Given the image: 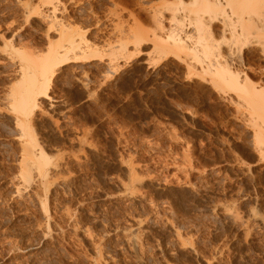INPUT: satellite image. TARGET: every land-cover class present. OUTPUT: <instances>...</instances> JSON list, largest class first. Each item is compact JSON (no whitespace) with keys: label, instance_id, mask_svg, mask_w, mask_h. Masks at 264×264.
<instances>
[{"label":"rangeland","instance_id":"rangeland-1","mask_svg":"<svg viewBox=\"0 0 264 264\" xmlns=\"http://www.w3.org/2000/svg\"><path fill=\"white\" fill-rule=\"evenodd\" d=\"M22 1L0 0V264H264V155L254 147V111L189 75L173 56L147 60L152 42L141 53L131 49L119 66L93 58L55 75L56 107L42 106L34 130L46 149L70 154L61 171L71 185L64 195L47 194L46 220L35 199L38 182L25 197L17 194L20 145L1 100L17 85L10 71L21 58L3 38L19 31L46 43L37 19L24 17ZM62 2L64 15L86 12L77 25L89 20V38L99 44L136 26L133 4ZM11 19L19 29L3 36ZM132 176L140 180L133 200L125 191ZM132 214L143 220L140 231ZM39 224L49 227L46 239ZM131 225V241L121 243ZM26 244L36 248L22 251Z\"/></svg>","mask_w":264,"mask_h":264},{"label":"bare ground","instance_id":"bare-ground-1","mask_svg":"<svg viewBox=\"0 0 264 264\" xmlns=\"http://www.w3.org/2000/svg\"><path fill=\"white\" fill-rule=\"evenodd\" d=\"M31 1H22V13L27 19H37L39 31L46 39L45 47L39 46L31 33L27 35L13 31L11 36L3 38L4 45L10 46L21 60L10 71L17 85L12 87L13 92L10 88L11 93L7 92L1 101L11 111V122L20 145L16 192L25 197L24 193L34 182L40 184L42 193L36 192L35 199L38 200L42 220L49 219L47 194L51 191L54 195L66 194L72 181L70 176L62 175L64 171H61L70 154L65 155L55 146L56 150L52 148L56 152L52 148L46 149L34 130V116L42 106L45 107L48 102L49 108L56 107L50 95L55 75L67 66L80 69L82 64L93 58L107 57L111 66H119L129 58L131 49L141 53L143 46L149 42L153 43L152 49L143 52L147 60L153 62L173 56L186 63L189 75L199 78L212 90L227 96L225 98L229 96L238 107L246 106L254 111L251 118L253 123L250 121L254 128L253 142L258 154L263 157L264 77L257 80L252 72L264 75V66H255L249 53L264 61V0H119L121 5L126 4L128 7L133 4L139 9L134 19L136 26L128 30L126 28V31L124 28L120 30L122 26L119 29L120 24H117L120 31L116 33L115 39L104 41L103 44L89 38V20L77 25L79 18L82 21L88 18L86 12L80 10V17L72 18L63 14L66 7L62 0H38L37 4ZM141 10L147 13L146 17ZM147 20L149 27L142 26V22ZM17 21L13 19L5 24L3 36L17 27ZM6 50L5 47L3 51ZM138 181L136 176H132L131 183L125 185L131 200L135 199ZM193 194L197 199V192ZM29 199L28 202L36 204L31 196ZM228 211L231 212V209ZM66 214L72 217L68 209ZM132 219L138 227L137 231H140L143 220L134 216ZM38 228L39 235L46 239L48 225L39 224ZM85 232L89 230L85 229ZM133 233V229L128 231V228L122 232L121 243L131 241ZM95 246V253L101 256L102 249ZM34 248V244H26L22 251Z\"/></svg>","mask_w":264,"mask_h":264}]
</instances>
